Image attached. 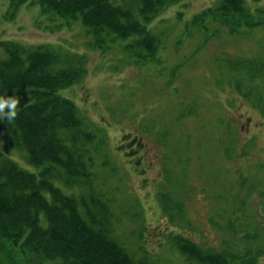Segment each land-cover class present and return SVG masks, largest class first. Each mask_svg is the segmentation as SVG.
Listing matches in <instances>:
<instances>
[{"label": "rangeland", "instance_id": "rangeland-1", "mask_svg": "<svg viewBox=\"0 0 264 264\" xmlns=\"http://www.w3.org/2000/svg\"><path fill=\"white\" fill-rule=\"evenodd\" d=\"M216 1L165 9L150 26L160 63L139 65L119 45L90 49L77 24L58 28L33 0L11 12L0 0V40L85 55L86 73L61 94L100 139L94 180L63 190L94 201L96 220L141 264H198L178 238L227 254L229 264H264V0H245L256 25L239 38L192 25ZM1 146L36 171L7 137Z\"/></svg>", "mask_w": 264, "mask_h": 264}, {"label": "trees", "instance_id": "trees-1", "mask_svg": "<svg viewBox=\"0 0 264 264\" xmlns=\"http://www.w3.org/2000/svg\"><path fill=\"white\" fill-rule=\"evenodd\" d=\"M29 1L8 0V7L13 10ZM33 3L42 16L54 24L60 22L58 28L77 24L90 49L103 55L119 45L133 63L146 65L153 60L160 63L156 58L160 40L150 26L177 0ZM202 11L192 25L206 31L213 24V35L222 30L239 38L245 27L256 25L245 0H217ZM203 16L206 22H199ZM72 53L49 44L25 47L0 40V95L20 100L15 120L0 122V264H141L108 236L102 220H96L94 201L63 190L73 184L91 188L93 154L97 153L92 145L100 140L85 125L76 105L61 94L86 73L85 55ZM253 73L257 72H249ZM5 137L25 152L27 163L36 171L23 168L5 153L1 146ZM176 243L190 261L229 264L227 254L205 251L183 238ZM248 258L241 264H252Z\"/></svg>", "mask_w": 264, "mask_h": 264}, {"label": "clouds", "instance_id": "clouds-1", "mask_svg": "<svg viewBox=\"0 0 264 264\" xmlns=\"http://www.w3.org/2000/svg\"><path fill=\"white\" fill-rule=\"evenodd\" d=\"M20 100L15 95H0V122L14 121Z\"/></svg>", "mask_w": 264, "mask_h": 264}, {"label": "flooded vegetation", "instance_id": "flooded-vegetation-1", "mask_svg": "<svg viewBox=\"0 0 264 264\" xmlns=\"http://www.w3.org/2000/svg\"><path fill=\"white\" fill-rule=\"evenodd\" d=\"M132 145L135 147L136 146V143L134 142V144H132ZM142 147H144V146L139 145V148L140 149H142ZM133 152H135V151H133ZM133 152H131V153H133ZM127 154L129 155V152ZM130 156H132V155H130ZM145 159H146V154H143L142 159H141V162L143 164H144ZM148 168H147V166H145L144 169H143L144 171H139L138 173H140V174H146L148 172Z\"/></svg>", "mask_w": 264, "mask_h": 264}]
</instances>
